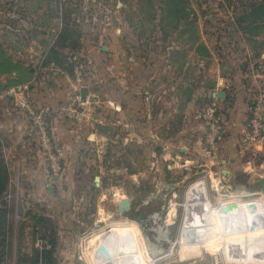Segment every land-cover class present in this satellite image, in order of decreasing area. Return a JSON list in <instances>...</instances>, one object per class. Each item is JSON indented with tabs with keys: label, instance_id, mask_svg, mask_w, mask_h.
<instances>
[{
	"label": "rangeland",
	"instance_id": "1",
	"mask_svg": "<svg viewBox=\"0 0 264 264\" xmlns=\"http://www.w3.org/2000/svg\"><path fill=\"white\" fill-rule=\"evenodd\" d=\"M262 34L264 0H0V264H97L112 232L160 260L201 180L212 209L264 210V174L246 178V156L264 168V132L248 121L264 112ZM246 65L247 120L246 96L226 98L236 80L246 92ZM234 122L245 128L226 162ZM221 246L217 232L201 258L158 264H233Z\"/></svg>",
	"mask_w": 264,
	"mask_h": 264
},
{
	"label": "bare ground",
	"instance_id": "2",
	"mask_svg": "<svg viewBox=\"0 0 264 264\" xmlns=\"http://www.w3.org/2000/svg\"><path fill=\"white\" fill-rule=\"evenodd\" d=\"M185 218L178 239L179 248L171 249L169 255L146 264L162 261H186L201 258L205 244L218 232L222 253L228 263L264 264V210L259 199L229 204H217L212 209L208 187L204 180L193 184L187 192L184 205ZM218 219L215 225L214 211ZM99 232V231H98ZM91 234L88 244L96 240ZM144 247L150 259L161 257L165 251L154 256L144 238ZM97 264H145L136 239L131 232H112L95 253Z\"/></svg>",
	"mask_w": 264,
	"mask_h": 264
},
{
	"label": "crops",
	"instance_id": "3",
	"mask_svg": "<svg viewBox=\"0 0 264 264\" xmlns=\"http://www.w3.org/2000/svg\"><path fill=\"white\" fill-rule=\"evenodd\" d=\"M257 39L260 40H264V34L259 35V37H257ZM262 58H264V51L261 52ZM252 72V73H251ZM251 74H253L252 68H248V66L246 65V92H245V85L242 82H239L238 80H236L235 82L232 83L233 87V91H234V95H232L231 93L227 92L226 98L230 99L229 97H232L231 100L229 101H234L235 99L237 100V102L241 103L242 100L244 98V96H246V109L244 110L242 108V111L240 112L241 115L240 117L242 118L244 113L246 112V120L248 118V109H249V105H250V101H251V97H252V90H254V83L252 78H251ZM254 76V75H253ZM261 81V80H260ZM258 81V83L260 82ZM216 91V90H215ZM217 92V91H216ZM215 93V92H214ZM213 93V94H214ZM196 98V95H195ZM59 101L57 102V105H59ZM107 109H114L116 111H118L119 109L122 110V104H114L112 102H108L106 104ZM244 128L241 124L239 125V123H233L231 124V126L228 129V136L226 138V140L224 141L222 148H223V153L228 157H231V154H234L236 156V153H238V151H240V149L238 148V142L239 139L241 138L243 132H244ZM59 133H61L60 130H58ZM71 149L73 150L75 148V145L73 144L72 146L70 145ZM248 155V154H247ZM248 157L246 156V178H248V183L250 184L251 182L249 181H254L253 185L256 184H260L261 181L258 180V178H262L263 174H264V168L259 169V167H257L256 165H253V161H251V159H247ZM228 161V158L226 157V162ZM233 166L234 168H237L239 166H244V164L242 162H240L237 158L233 159ZM254 186L253 188L250 187V191L254 190ZM55 196H57V194H55Z\"/></svg>",
	"mask_w": 264,
	"mask_h": 264
},
{
	"label": "built area",
	"instance_id": "4",
	"mask_svg": "<svg viewBox=\"0 0 264 264\" xmlns=\"http://www.w3.org/2000/svg\"><path fill=\"white\" fill-rule=\"evenodd\" d=\"M251 116H249V124L252 128L251 133L254 134L253 138L261 136L262 132H264V112L262 111L261 103L258 106H255L251 109ZM249 134L247 136H249ZM47 244V242H46ZM51 246L48 245V249Z\"/></svg>",
	"mask_w": 264,
	"mask_h": 264
},
{
	"label": "water",
	"instance_id": "5",
	"mask_svg": "<svg viewBox=\"0 0 264 264\" xmlns=\"http://www.w3.org/2000/svg\"><path fill=\"white\" fill-rule=\"evenodd\" d=\"M145 240L154 256L160 255L164 252L163 250H160L158 244H154L150 238L147 237Z\"/></svg>",
	"mask_w": 264,
	"mask_h": 264
}]
</instances>
